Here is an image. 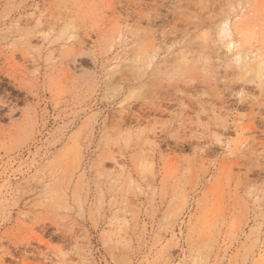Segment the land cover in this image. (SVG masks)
<instances>
[{"label": "rangeland", "instance_id": "rangeland-1", "mask_svg": "<svg viewBox=\"0 0 264 264\" xmlns=\"http://www.w3.org/2000/svg\"><path fill=\"white\" fill-rule=\"evenodd\" d=\"M27 263L264 264V0H0V264Z\"/></svg>", "mask_w": 264, "mask_h": 264}, {"label": "bare ground", "instance_id": "bare-ground-1", "mask_svg": "<svg viewBox=\"0 0 264 264\" xmlns=\"http://www.w3.org/2000/svg\"><path fill=\"white\" fill-rule=\"evenodd\" d=\"M89 7V6H88ZM159 109V108H158ZM161 109V108H160ZM27 119V118H26ZM57 202V201H56ZM55 203V202H54ZM54 205V204H53ZM53 210V209H52ZM258 219V218H257ZM46 242V241H45ZM12 257V256H11ZM28 264V263H27ZM31 264V263H30Z\"/></svg>", "mask_w": 264, "mask_h": 264}]
</instances>
